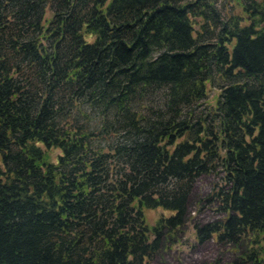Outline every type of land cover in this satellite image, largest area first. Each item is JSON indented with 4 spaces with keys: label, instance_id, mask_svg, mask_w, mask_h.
Returning a JSON list of instances; mask_svg holds the SVG:
<instances>
[{
    "label": "trees",
    "instance_id": "16d2710c",
    "mask_svg": "<svg viewBox=\"0 0 264 264\" xmlns=\"http://www.w3.org/2000/svg\"><path fill=\"white\" fill-rule=\"evenodd\" d=\"M212 173L264 264V0H0V264H149Z\"/></svg>",
    "mask_w": 264,
    "mask_h": 264
},
{
    "label": "rangeland",
    "instance_id": "374dc122",
    "mask_svg": "<svg viewBox=\"0 0 264 264\" xmlns=\"http://www.w3.org/2000/svg\"><path fill=\"white\" fill-rule=\"evenodd\" d=\"M217 94V89L210 90L208 102L214 103ZM98 121L100 117H94L92 122ZM223 185L219 173L205 174L197 179L190 194L186 224L178 238L167 241L149 264H231L237 259L240 252L237 247L220 244L215 237L200 243L196 237V222L206 223L227 216L221 211L223 201L219 192ZM145 214L149 223L155 224L163 214L171 212L159 208L146 209ZM245 248L246 245L242 246V250Z\"/></svg>",
    "mask_w": 264,
    "mask_h": 264
}]
</instances>
